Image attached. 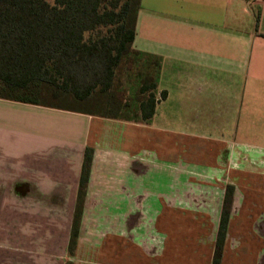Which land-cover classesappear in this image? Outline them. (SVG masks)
Listing matches in <instances>:
<instances>
[{
	"label": "crops",
	"instance_id": "obj_1",
	"mask_svg": "<svg viewBox=\"0 0 264 264\" xmlns=\"http://www.w3.org/2000/svg\"><path fill=\"white\" fill-rule=\"evenodd\" d=\"M150 123L0 99V264H264V0H142ZM87 149L94 151L71 251Z\"/></svg>",
	"mask_w": 264,
	"mask_h": 264
},
{
	"label": "trees",
	"instance_id": "obj_2",
	"mask_svg": "<svg viewBox=\"0 0 264 264\" xmlns=\"http://www.w3.org/2000/svg\"><path fill=\"white\" fill-rule=\"evenodd\" d=\"M142 0H0V99L148 124L161 59L134 49ZM133 79L130 92L116 84ZM94 151L87 149L70 249L78 238ZM234 188L223 205L213 264H221Z\"/></svg>",
	"mask_w": 264,
	"mask_h": 264
},
{
	"label": "rangeland",
	"instance_id": "obj_3",
	"mask_svg": "<svg viewBox=\"0 0 264 264\" xmlns=\"http://www.w3.org/2000/svg\"><path fill=\"white\" fill-rule=\"evenodd\" d=\"M127 74H128L127 72L119 74L116 80V84L120 86V90H125L127 92H130L134 87V85H133V79H130L129 75Z\"/></svg>",
	"mask_w": 264,
	"mask_h": 264
}]
</instances>
